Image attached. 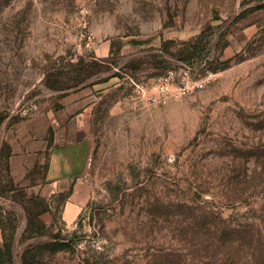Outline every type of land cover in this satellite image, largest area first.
Returning <instances> with one entry per match:
<instances>
[{
    "label": "rangeland",
    "instance_id": "1",
    "mask_svg": "<svg viewBox=\"0 0 264 264\" xmlns=\"http://www.w3.org/2000/svg\"><path fill=\"white\" fill-rule=\"evenodd\" d=\"M0 120V264H264V0H0Z\"/></svg>",
    "mask_w": 264,
    "mask_h": 264
},
{
    "label": "crops",
    "instance_id": "2",
    "mask_svg": "<svg viewBox=\"0 0 264 264\" xmlns=\"http://www.w3.org/2000/svg\"><path fill=\"white\" fill-rule=\"evenodd\" d=\"M107 50L111 53V46ZM92 110L93 104L89 102L75 103L65 108L60 116L63 118L61 125L53 124L58 131H54L50 146L46 145V178L49 183L64 188L85 172L93 148L92 141L88 135H77L89 131Z\"/></svg>",
    "mask_w": 264,
    "mask_h": 264
},
{
    "label": "trees",
    "instance_id": "3",
    "mask_svg": "<svg viewBox=\"0 0 264 264\" xmlns=\"http://www.w3.org/2000/svg\"><path fill=\"white\" fill-rule=\"evenodd\" d=\"M0 122H1V120H0ZM50 212H51L50 207L48 205H46L45 209L43 211V214H47V213H50ZM34 225H35V227H33V229H35L39 233H42V231L44 229V226H36V224H31V226H34ZM68 248H70L69 241H67L66 238H64V237L58 236L57 240L54 243L45 244V245L41 246L39 248V250L40 251L56 252L58 250L68 249ZM29 252L30 251L27 250L23 254V264H31L30 263V259L28 258ZM9 257L11 259V255H9Z\"/></svg>",
    "mask_w": 264,
    "mask_h": 264
},
{
    "label": "built area",
    "instance_id": "4",
    "mask_svg": "<svg viewBox=\"0 0 264 264\" xmlns=\"http://www.w3.org/2000/svg\"><path fill=\"white\" fill-rule=\"evenodd\" d=\"M169 87H168V84H166V85H162L161 86V90H165V89H168Z\"/></svg>",
    "mask_w": 264,
    "mask_h": 264
}]
</instances>
